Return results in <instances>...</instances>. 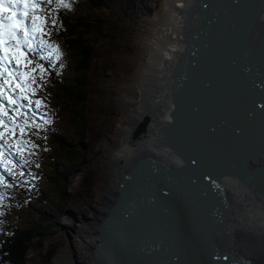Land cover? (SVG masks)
Here are the masks:
<instances>
[{
    "label": "water",
    "instance_id": "obj_1",
    "mask_svg": "<svg viewBox=\"0 0 264 264\" xmlns=\"http://www.w3.org/2000/svg\"><path fill=\"white\" fill-rule=\"evenodd\" d=\"M197 3L202 25L188 35L172 118L161 127L180 166L147 155L126 171L99 219L94 264H253L215 237L231 205L223 175L264 196V169L250 165L264 157V48L258 59L246 47L264 0ZM146 121L133 136L144 134Z\"/></svg>",
    "mask_w": 264,
    "mask_h": 264
},
{
    "label": "rangeland",
    "instance_id": "obj_2",
    "mask_svg": "<svg viewBox=\"0 0 264 264\" xmlns=\"http://www.w3.org/2000/svg\"><path fill=\"white\" fill-rule=\"evenodd\" d=\"M165 7L166 0H122L119 4L115 3L112 7L93 13V16L100 17L102 29L94 38L97 42L98 64L88 73L94 80L88 107L90 127L87 143L90 139V150L87 147L80 150L81 164L70 184L72 196L61 200L60 197L63 196L58 186L46 179L53 172L48 156L52 151L61 160L67 159L53 139L54 135L65 136L74 129L65 110L67 99L63 96L66 94L60 84L69 85L77 72L70 65L63 45L65 54L59 56V59L51 48L46 47L47 44L57 46L56 33L63 30V25L56 28L43 3L39 2L35 15L39 17L37 23L43 21V24L29 37L32 40V50H29L28 44H22L19 62L13 59L9 64V70L18 69L30 75L13 78L6 73L9 83L0 88V93L16 101L10 105L7 98L0 96V191L6 186L12 192L10 199L0 198V215L3 213L4 221L8 223L40 221L41 215L37 214L34 207H41L43 204L41 190L59 205L58 212L51 219L54 223L48 227L50 236L42 244L38 239L33 242L26 264H57L56 257L59 252H65L66 248L69 252L64 259H70L72 263L81 260L84 253L78 247L83 245V238L89 239L93 224L90 222L95 210L101 208L97 205V186L102 177L100 157L104 152L110 153L111 146L115 144L113 141L119 133L118 128L126 112L124 100L127 97L139 98L138 86L149 52L145 46L146 41L152 35L155 18H161ZM77 10L82 13L87 9L79 4ZM27 23L31 29L30 21ZM201 25L200 23L194 30ZM19 35L21 39L24 38V33ZM41 41L46 44L41 46ZM246 47L251 48L248 40ZM49 53H52L51 56ZM64 64L68 65L65 70ZM51 65L55 69L52 74L46 68ZM57 71H63L65 76L55 77ZM43 77L49 80L46 84ZM33 78L35 83H32ZM4 79L5 77H0V84H3ZM18 84L24 87V91H21ZM36 101L41 103L37 105ZM70 103L73 105L71 100ZM37 118H40L41 123L35 121ZM7 120L18 125V136L5 129ZM43 138L49 142V148L43 147ZM25 179L31 182L29 186L23 182ZM24 189H30L31 192L26 194ZM48 202L51 203L49 200ZM101 202L102 200L100 205ZM2 207H5V211ZM94 228L98 232L97 225ZM226 230H229L228 226ZM0 264L3 263L0 261Z\"/></svg>",
    "mask_w": 264,
    "mask_h": 264
},
{
    "label": "bare ground",
    "instance_id": "obj_3",
    "mask_svg": "<svg viewBox=\"0 0 264 264\" xmlns=\"http://www.w3.org/2000/svg\"><path fill=\"white\" fill-rule=\"evenodd\" d=\"M197 5V0H166L165 12L161 18H155L152 35L145 45L149 52L138 86L139 98L127 97L124 100L126 112L113 141L115 144L111 146L110 153L104 152L100 157L102 177L97 186V205L101 208L95 210L90 222L93 224L89 239L83 238V245L78 247L84 254L81 260L72 263L70 259H64L69 252L66 248L56 257L57 264H94L93 251L99 245L94 227L98 225L99 217H103L112 206L120 189L119 180L140 159L149 155L164 160L170 166H180L181 157L164 139L161 127L172 118L175 70L187 50L188 35L202 24ZM248 32V45L258 53L254 55L261 59L260 52L264 48V5L257 10ZM145 119L148 121L144 123V134L136 138L133 130ZM250 165L255 170L264 169V157H254ZM222 180L229 189L231 205L226 211L222 230L216 234V244L222 250L251 259L253 264H264V196L250 183L232 175H223ZM126 184L127 181H124ZM227 226L229 230H226Z\"/></svg>",
    "mask_w": 264,
    "mask_h": 264
},
{
    "label": "trees",
    "instance_id": "obj_4",
    "mask_svg": "<svg viewBox=\"0 0 264 264\" xmlns=\"http://www.w3.org/2000/svg\"><path fill=\"white\" fill-rule=\"evenodd\" d=\"M122 0H64V3L70 5L68 8L59 7V0H54L48 4V13L51 22L56 21V28L63 25V30L56 33L58 39L56 45L59 49V56L65 54L64 48L68 53L70 65L77 72L76 76L69 85L61 83L64 95L66 97L65 110L68 112L73 131L68 132L65 136L54 135V142L59 146L61 153L67 159L61 160L58 155H53L52 151L48 156L51 160V175L46 179L58 186L59 192L65 200L66 196H72L70 184L75 176L78 167L81 164L80 150L84 147L90 150V139H88V128L90 127V115L88 113L90 97V88L94 84V80L88 76L90 70L98 64L97 42L94 38L101 32L102 25L100 17L93 16V13L112 7L115 3ZM79 4L86 7L85 12L77 10ZM90 34V36H89ZM64 48H63V46ZM68 68L64 64V70ZM64 77V72L57 73V77ZM48 81L45 82V84ZM48 96H44L47 98ZM73 103V105L70 103ZM35 121L41 123L40 118ZM49 142L43 138L42 145L49 148ZM20 179H15L19 181ZM27 186L31 184L28 179L23 181ZM31 192L30 189H24V193ZM43 196V204L41 207H34L41 220H29L25 224L12 221L5 222L4 214L0 215V261L3 264H26L28 253L33 242L38 239L39 243H43L50 234L48 227L53 225L52 218L58 212L59 205L53 202L44 191L41 190ZM12 192L9 187L4 186L0 191V198L10 199ZM31 195H28V197ZM51 201V203L48 202ZM49 205L48 207H46ZM5 211V207H2Z\"/></svg>",
    "mask_w": 264,
    "mask_h": 264
},
{
    "label": "snow or ice",
    "instance_id": "obj_5",
    "mask_svg": "<svg viewBox=\"0 0 264 264\" xmlns=\"http://www.w3.org/2000/svg\"><path fill=\"white\" fill-rule=\"evenodd\" d=\"M39 2L41 0H0V52L3 53L0 55V69H3L0 71V77H5L3 84H0V88L9 83V79L5 76L6 73L13 78L30 75L26 72H20L18 69L9 70V64L13 59L19 62L20 55H22L19 50L22 44H28L29 50H32V40L29 37L33 36L43 24V21L37 23L39 17L35 15ZM48 2H51V0H48ZM58 6L63 8L70 7L69 4L64 3V0H59ZM28 21L31 23V29H29ZM52 23L55 25L56 21L53 20ZM21 32L24 33L23 39L19 35ZM40 43L41 46L46 44L45 41ZM47 47L51 48L52 52L56 53V58L59 59L58 47L52 44H47ZM51 54L49 53V56ZM37 67L40 66L37 65ZM40 70L43 71V68H40ZM32 83H35L34 78ZM17 86L21 87L20 84ZM21 91H24V87H21ZM0 96L7 98L10 105L16 103L15 100L7 97L4 93H0ZM35 103L39 105L41 102L36 101Z\"/></svg>",
    "mask_w": 264,
    "mask_h": 264
}]
</instances>
